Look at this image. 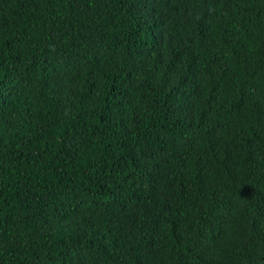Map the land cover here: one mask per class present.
<instances>
[{
    "label": "trees",
    "instance_id": "16d2710c",
    "mask_svg": "<svg viewBox=\"0 0 264 264\" xmlns=\"http://www.w3.org/2000/svg\"><path fill=\"white\" fill-rule=\"evenodd\" d=\"M0 264H264V0H0Z\"/></svg>",
    "mask_w": 264,
    "mask_h": 264
}]
</instances>
